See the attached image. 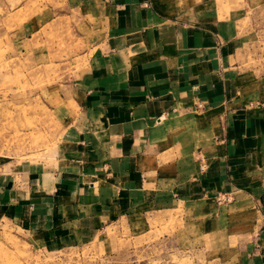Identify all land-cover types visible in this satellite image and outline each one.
<instances>
[{"label":"crops","instance_id":"crops-1","mask_svg":"<svg viewBox=\"0 0 264 264\" xmlns=\"http://www.w3.org/2000/svg\"><path fill=\"white\" fill-rule=\"evenodd\" d=\"M81 6L75 118L52 168L0 177V220L60 253L178 214L209 264H264V0Z\"/></svg>","mask_w":264,"mask_h":264},{"label":"rangeland","instance_id":"rangeland-1","mask_svg":"<svg viewBox=\"0 0 264 264\" xmlns=\"http://www.w3.org/2000/svg\"><path fill=\"white\" fill-rule=\"evenodd\" d=\"M87 18L81 0H0V177L57 163L77 111L70 85L89 63ZM149 224L112 225L83 247L51 253L1 219L0 264H209L225 249L196 255L178 214Z\"/></svg>","mask_w":264,"mask_h":264},{"label":"built area","instance_id":"built-area-1","mask_svg":"<svg viewBox=\"0 0 264 264\" xmlns=\"http://www.w3.org/2000/svg\"><path fill=\"white\" fill-rule=\"evenodd\" d=\"M219 201L220 202H228L229 201V198H228V196H222V197H220V199H219Z\"/></svg>","mask_w":264,"mask_h":264}]
</instances>
